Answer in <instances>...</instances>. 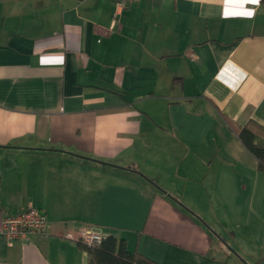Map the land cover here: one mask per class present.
Segmentation results:
<instances>
[{"label": "crops", "instance_id": "1", "mask_svg": "<svg viewBox=\"0 0 264 264\" xmlns=\"http://www.w3.org/2000/svg\"><path fill=\"white\" fill-rule=\"evenodd\" d=\"M264 1L0 0V264H264ZM47 236L8 245L28 206ZM71 234L72 237H67Z\"/></svg>", "mask_w": 264, "mask_h": 264}, {"label": "trees", "instance_id": "2", "mask_svg": "<svg viewBox=\"0 0 264 264\" xmlns=\"http://www.w3.org/2000/svg\"><path fill=\"white\" fill-rule=\"evenodd\" d=\"M236 131L241 142L257 158L258 167L264 168V127L250 121ZM77 243L87 251L89 264H158L135 250L129 251L125 239L115 235H105L99 244L90 245L83 240Z\"/></svg>", "mask_w": 264, "mask_h": 264}, {"label": "built area", "instance_id": "3", "mask_svg": "<svg viewBox=\"0 0 264 264\" xmlns=\"http://www.w3.org/2000/svg\"><path fill=\"white\" fill-rule=\"evenodd\" d=\"M140 0H116L122 7ZM48 217L44 211L28 206L18 214L7 215L3 218L1 228L8 245L15 242L32 244L33 236L45 239L47 236ZM78 240L93 245L99 244L105 236L98 233L94 228L85 227L78 233ZM67 237L74 238L71 234Z\"/></svg>", "mask_w": 264, "mask_h": 264}, {"label": "snow or ice", "instance_id": "4", "mask_svg": "<svg viewBox=\"0 0 264 264\" xmlns=\"http://www.w3.org/2000/svg\"><path fill=\"white\" fill-rule=\"evenodd\" d=\"M253 2H255V0H253Z\"/></svg>", "mask_w": 264, "mask_h": 264}]
</instances>
